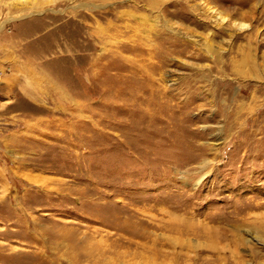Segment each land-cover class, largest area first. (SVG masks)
<instances>
[{
	"label": "rangeland",
	"instance_id": "1",
	"mask_svg": "<svg viewBox=\"0 0 264 264\" xmlns=\"http://www.w3.org/2000/svg\"><path fill=\"white\" fill-rule=\"evenodd\" d=\"M0 264H264V0H0Z\"/></svg>",
	"mask_w": 264,
	"mask_h": 264
}]
</instances>
